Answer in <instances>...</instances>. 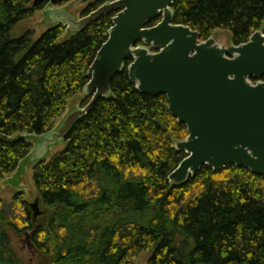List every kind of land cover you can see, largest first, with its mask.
I'll use <instances>...</instances> for the list:
<instances>
[{
  "label": "trees",
  "instance_id": "1",
  "mask_svg": "<svg viewBox=\"0 0 264 264\" xmlns=\"http://www.w3.org/2000/svg\"><path fill=\"white\" fill-rule=\"evenodd\" d=\"M115 1L97 0L83 18ZM29 4L0 0V182L32 153L26 137L53 131L84 92L116 16L63 42L66 28L56 25L34 42L30 33L14 36L43 6ZM173 12L174 24L198 32L202 42L226 30L241 46L264 25V0H178ZM130 64L112 81L111 96L71 130L66 149L35 165L43 215L34 223L23 193L9 205L0 201V264H26L13 238L33 231L37 264H135L146 252L149 264H264V178L245 167H203L172 185L169 177L188 157L175 148L187 128L165 96L138 91Z\"/></svg>",
  "mask_w": 264,
  "mask_h": 264
},
{
  "label": "water",
  "instance_id": "2",
  "mask_svg": "<svg viewBox=\"0 0 264 264\" xmlns=\"http://www.w3.org/2000/svg\"><path fill=\"white\" fill-rule=\"evenodd\" d=\"M177 1L117 0L81 22L65 11L56 12L54 22L73 26L69 35L104 15L116 16L107 42L89 69L91 80L84 92L90 103L68 113L47 137H26L37 149L20 164L19 179L27 166L46 159L50 145L66 140L100 98L111 96L112 81L128 63L129 78L138 91L165 96L171 115L187 128L188 138L175 148L188 157L169 177L172 185L186 184L203 167L214 171L245 167L264 178V33L256 32L241 46H220L212 37L202 42L198 32L174 24ZM34 3L55 6L58 0ZM159 18L160 23L151 27ZM30 209L35 223L43 215L40 201ZM34 234H26L30 250Z\"/></svg>",
  "mask_w": 264,
  "mask_h": 264
},
{
  "label": "rangeland",
  "instance_id": "3",
  "mask_svg": "<svg viewBox=\"0 0 264 264\" xmlns=\"http://www.w3.org/2000/svg\"><path fill=\"white\" fill-rule=\"evenodd\" d=\"M62 1L63 0H58L57 5L55 6H50L47 4L43 5L42 9L35 11L32 17L20 22L14 30L15 38H20L21 36L30 33L31 38L34 42L39 40L51 28L56 25H59L54 22V20H56L57 18L56 12L58 11H65L67 12L65 14L70 17H76V20L78 22H81L84 19L83 13L89 8V6L95 4L97 0H72L66 2L65 4H62ZM35 5L36 4L34 3V0H30L29 8H33ZM103 6L104 5H102V7ZM64 27L66 28V33L62 37V42L65 40V38L69 37V29L73 28V26L71 27L70 25L68 27L67 25H64ZM260 32L264 33V25ZM211 37L214 38L220 46L233 45V36L232 33L229 31L216 30L212 33ZM88 98L89 97H87L85 92L80 93L74 98H72L68 103V107L65 114L57 120L56 127L60 125V123L63 121L64 117L68 113L76 109H84L87 104L86 102L89 101ZM47 135L48 134L43 135L41 138L47 137ZM65 141L66 140L63 139L57 145H50L49 152L45 156V161L50 162L57 154L63 152L66 149L67 145ZM35 149H37L36 144H34L31 155L35 153ZM35 165L36 164L27 166L25 168V172L22 174V177L20 179L18 178V173L16 172L14 174L8 175L3 181L0 182V201H3L6 205H9L13 201L14 197L19 193L24 194L25 201L28 203L29 206L31 204H34L36 200L41 201L34 184ZM40 211H45L42 204H40ZM40 222L41 220L39 221V223ZM42 223H44V221ZM26 234L20 237L15 236L13 238V246L26 264H37L38 259L32 255L33 249L30 250V243L28 242ZM151 256L152 254L150 252L143 253L135 260L134 263L149 264Z\"/></svg>",
  "mask_w": 264,
  "mask_h": 264
},
{
  "label": "flooded vegetation",
  "instance_id": "4",
  "mask_svg": "<svg viewBox=\"0 0 264 264\" xmlns=\"http://www.w3.org/2000/svg\"><path fill=\"white\" fill-rule=\"evenodd\" d=\"M41 4L46 5L45 3H41ZM47 5H49V4H47Z\"/></svg>",
  "mask_w": 264,
  "mask_h": 264
}]
</instances>
